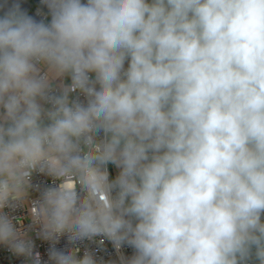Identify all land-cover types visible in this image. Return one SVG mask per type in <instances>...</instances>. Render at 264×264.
<instances>
[{
    "label": "clouds",
    "instance_id": "1",
    "mask_svg": "<svg viewBox=\"0 0 264 264\" xmlns=\"http://www.w3.org/2000/svg\"><path fill=\"white\" fill-rule=\"evenodd\" d=\"M41 4L0 0V247L264 264V0Z\"/></svg>",
    "mask_w": 264,
    "mask_h": 264
},
{
    "label": "built area",
    "instance_id": "2",
    "mask_svg": "<svg viewBox=\"0 0 264 264\" xmlns=\"http://www.w3.org/2000/svg\"><path fill=\"white\" fill-rule=\"evenodd\" d=\"M39 4L42 5L41 0H39ZM40 5L32 4V9H31L30 14L36 15L38 12L39 13L45 12L46 10L44 8H42ZM38 18H40V17H38ZM76 96H77V94H73V98H75ZM79 99L83 100L84 97L79 96ZM33 183L44 186V185H47L49 183V180L47 177H45L43 175L36 174L33 177ZM36 195H37L36 193H33V198H36ZM15 214L17 216H20V217H26L28 214L30 215L31 214L30 204L28 206V213L24 209H18ZM25 227H28V225L25 224ZM36 231H38V229H34L30 233V235H32L33 239L36 240L37 250H40L43 254L44 251L46 250V248L48 247V244L40 241L36 237ZM65 243H66V241L62 239L61 244L58 246H63ZM92 247L97 252L98 257L103 258L106 261L107 260H118V254L116 253L115 249L110 244L105 243L103 246H101L99 243H97V244L93 245ZM122 251L125 252L126 254L130 252V250H128V249H123ZM22 261H23V258L14 257L11 254H9L6 249L0 247V264H22Z\"/></svg>",
    "mask_w": 264,
    "mask_h": 264
},
{
    "label": "water",
    "instance_id": "3",
    "mask_svg": "<svg viewBox=\"0 0 264 264\" xmlns=\"http://www.w3.org/2000/svg\"><path fill=\"white\" fill-rule=\"evenodd\" d=\"M25 3V6L28 7L31 4L40 5L39 0H23ZM42 8H44L42 5H40ZM45 9V8H44ZM46 10V9H45Z\"/></svg>",
    "mask_w": 264,
    "mask_h": 264
},
{
    "label": "crops",
    "instance_id": "4",
    "mask_svg": "<svg viewBox=\"0 0 264 264\" xmlns=\"http://www.w3.org/2000/svg\"><path fill=\"white\" fill-rule=\"evenodd\" d=\"M22 6H23L24 8H26V9L29 11V13L31 12L32 4H31L30 6H28V7H26L24 1L22 0Z\"/></svg>",
    "mask_w": 264,
    "mask_h": 264
}]
</instances>
